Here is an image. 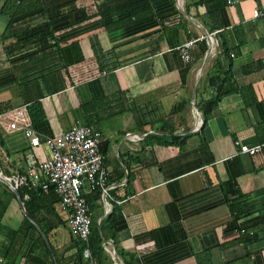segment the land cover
Returning <instances> with one entry per match:
<instances>
[{
  "label": "crops",
  "instance_id": "1",
  "mask_svg": "<svg viewBox=\"0 0 264 264\" xmlns=\"http://www.w3.org/2000/svg\"><path fill=\"white\" fill-rule=\"evenodd\" d=\"M82 1L0 0L27 12L10 26L11 10L0 12V111L33 102L43 111L35 146L0 124V264H78L58 198L27 210L28 193L5 179L28 173L29 150L45 160L42 136L74 123L102 135V264H264V149L249 155L235 143L264 141V0H174L177 12L171 0H107L91 18ZM135 4L131 24L110 25ZM50 19L53 37L6 51ZM212 31L213 41L201 37ZM193 38L184 61L177 46ZM27 176L43 191L40 173ZM234 201L247 211L238 219Z\"/></svg>",
  "mask_w": 264,
  "mask_h": 264
},
{
  "label": "built area",
  "instance_id": "2",
  "mask_svg": "<svg viewBox=\"0 0 264 264\" xmlns=\"http://www.w3.org/2000/svg\"><path fill=\"white\" fill-rule=\"evenodd\" d=\"M237 1L239 0H227L229 4ZM258 13L256 11L255 15ZM214 32L206 33L201 37L207 36L213 41L211 34ZM195 41L196 38L187 39L177 46L184 61L190 60L189 49ZM0 124L7 131L23 130L32 146L40 142L26 105L0 111ZM101 137V132L97 128L74 123L61 134L42 136L43 142L49 149L45 160L37 161L30 150L24 155V164L28 170L26 174L30 175L32 171H37L43 176L40 182L43 191L47 192L50 188L53 190L58 198L59 209L66 213L69 229L84 243L83 256L88 259L89 264H93L89 248L91 211L83 187L87 185L89 189H100L103 202L110 189L104 156L98 148ZM235 143L238 144L239 152L249 155L257 154L264 149V141L254 145L240 143L238 140ZM26 174L5 176V179L14 188L28 186L30 180Z\"/></svg>",
  "mask_w": 264,
  "mask_h": 264
},
{
  "label": "trees",
  "instance_id": "3",
  "mask_svg": "<svg viewBox=\"0 0 264 264\" xmlns=\"http://www.w3.org/2000/svg\"><path fill=\"white\" fill-rule=\"evenodd\" d=\"M59 0H50V4L51 6H55V8L58 7V2ZM73 0H61L60 5L66 3V2H71ZM82 1V0H80ZM107 0H91L89 5L86 6H79V8L84 11V14H86V18H91V17H96V16H100L102 14V9L99 6L100 4H102L103 2H105ZM84 3V1H82ZM6 6H1L0 7V12L1 13H5V10H11L9 11L8 16V22L6 26H10L12 24V22H14V20H18L20 18H22V15L27 13V12H17V8L18 6L12 5V6H8L6 9ZM175 10V12H177L176 8H175V1L171 0V7ZM37 8H34V10H36ZM31 12V11H28ZM32 13V12H31ZM35 13V12H33ZM132 16H135L136 19V4L134 7L130 8V10H128V16L126 17L125 20H114L110 23V25H116L117 23H121L123 21L126 22V24L131 22V18ZM14 19V20H13ZM128 22V23H127ZM55 28L52 25V21L50 19L49 20H44L38 24H35L33 26H29L27 27L24 31L20 32L14 43L8 45V46H4V48L6 49V51L8 53L14 51L17 48H20L21 46H25L27 44L30 43H34V42H43L45 41L47 38L53 37V34L55 32ZM27 109L32 121V124H37L38 121H40L43 117V111L42 108L40 106L39 102H33L30 103L29 105H27ZM148 112V110L146 111ZM163 120V118H161ZM145 123V122H144ZM144 123L141 121L139 124L140 126H143ZM157 141L163 142V143H169L173 142V141H181L180 137H178L177 135H171L170 139L167 141V137L165 136H157ZM18 192L21 196H23L24 193H28L29 195V200L27 202H25V207L27 210H29V205L33 204L34 199L35 198H42V199H49V198H53V202H55L54 198H57V196L55 195V193L53 192V190L50 188L49 191H47V193H44L39 187H37L36 189L31 188L29 189L27 186H21L18 188ZM84 193V192H83ZM87 202L89 204L90 207V211L91 209L93 210L94 208H96V211L94 212V216L91 217V224H90V235H89V248L91 251V259L93 264H102V261L104 258H106V254L104 253V249L102 247V236L100 235V230H99V226L97 223V216L100 212V205L96 202V200H100L102 202V197H101V192L100 189H89L88 192L84 193ZM231 209L235 211V215L234 218L238 219L240 216L244 215L247 213V211L245 210H240L239 209V204L238 201H234L231 204ZM74 243L76 244L75 246L77 247V253H76V258H77V263L78 264H86V261L88 262V259L84 258L85 261H82L83 258V248H84V243L81 242L77 237L74 241ZM11 246H7L6 251H5V257L8 256V254H11ZM76 261V260H75Z\"/></svg>",
  "mask_w": 264,
  "mask_h": 264
},
{
  "label": "water",
  "instance_id": "4",
  "mask_svg": "<svg viewBox=\"0 0 264 264\" xmlns=\"http://www.w3.org/2000/svg\"><path fill=\"white\" fill-rule=\"evenodd\" d=\"M1 177V176H0ZM2 178V177H1ZM4 180V179H3Z\"/></svg>",
  "mask_w": 264,
  "mask_h": 264
}]
</instances>
